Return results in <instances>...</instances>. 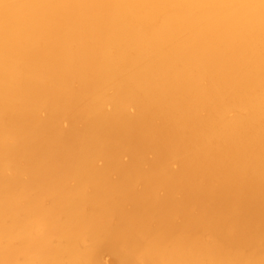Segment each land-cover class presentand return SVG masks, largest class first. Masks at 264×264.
Here are the masks:
<instances>
[{
  "label": "bare ground",
  "instance_id": "bare-ground-1",
  "mask_svg": "<svg viewBox=\"0 0 264 264\" xmlns=\"http://www.w3.org/2000/svg\"><path fill=\"white\" fill-rule=\"evenodd\" d=\"M0 264H264V0H0Z\"/></svg>",
  "mask_w": 264,
  "mask_h": 264
},
{
  "label": "rangeland",
  "instance_id": "rangeland-1",
  "mask_svg": "<svg viewBox=\"0 0 264 264\" xmlns=\"http://www.w3.org/2000/svg\"><path fill=\"white\" fill-rule=\"evenodd\" d=\"M105 260H109V261H110V260H111V257H106ZM110 262H111V261H110Z\"/></svg>",
  "mask_w": 264,
  "mask_h": 264
}]
</instances>
